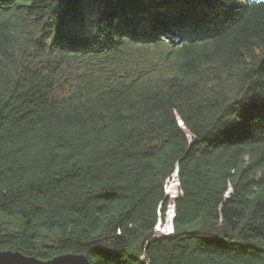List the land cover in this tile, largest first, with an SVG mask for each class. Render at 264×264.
<instances>
[{
  "label": "trees",
  "instance_id": "obj_1",
  "mask_svg": "<svg viewBox=\"0 0 264 264\" xmlns=\"http://www.w3.org/2000/svg\"><path fill=\"white\" fill-rule=\"evenodd\" d=\"M6 1L0 252L264 264V0Z\"/></svg>",
  "mask_w": 264,
  "mask_h": 264
},
{
  "label": "water",
  "instance_id": "obj_2",
  "mask_svg": "<svg viewBox=\"0 0 264 264\" xmlns=\"http://www.w3.org/2000/svg\"><path fill=\"white\" fill-rule=\"evenodd\" d=\"M176 175L179 176L178 169ZM0 261L3 264H92L89 258L79 254H62L49 260H41L27 256L19 251L0 252Z\"/></svg>",
  "mask_w": 264,
  "mask_h": 264
},
{
  "label": "rangeland",
  "instance_id": "obj_3",
  "mask_svg": "<svg viewBox=\"0 0 264 264\" xmlns=\"http://www.w3.org/2000/svg\"><path fill=\"white\" fill-rule=\"evenodd\" d=\"M168 180H167L166 185H165V193H166V196L169 198V203L167 206V211H166V216H165L166 218L162 219L161 215H159L160 219H159L158 224H157L158 226H156L154 229L156 238L161 237V236L171 235L174 231V219H175V215H176L175 201L180 194V189H177V191H176L177 196L174 200H172V198H170L168 193H167V189H168L167 186H168V182H169ZM178 183H179V181H178ZM170 225H171V227H170ZM159 227H160V229H162L161 231H164V233L157 231ZM164 229L166 230V232Z\"/></svg>",
  "mask_w": 264,
  "mask_h": 264
},
{
  "label": "bare ground",
  "instance_id": "obj_4",
  "mask_svg": "<svg viewBox=\"0 0 264 264\" xmlns=\"http://www.w3.org/2000/svg\"><path fill=\"white\" fill-rule=\"evenodd\" d=\"M5 1L6 0H0V4L1 3H3V4H1V8H2V11H0V13H2V12H4L5 14H8V13H6L7 12V9L9 10L10 9V7H11V5H9V7L8 6H6L5 5ZM7 2V1H6ZM52 27V25L51 26H49V29ZM37 42V41H36ZM169 182H168V186H167V193H168V195H169V197L170 198H172V200H174L175 198H176V191H177V189H179V183H178V177H177V175H176V172L170 177V179L168 180ZM163 225V224H162ZM156 226H158V225H156ZM161 227V226H160ZM160 227L158 228V230L157 231H159V232H163L164 233V231H161L162 229H160ZM170 227H171V225H170ZM165 230V229H164ZM165 232H166V230H165Z\"/></svg>",
  "mask_w": 264,
  "mask_h": 264
},
{
  "label": "snow or ice",
  "instance_id": "obj_5",
  "mask_svg": "<svg viewBox=\"0 0 264 264\" xmlns=\"http://www.w3.org/2000/svg\"><path fill=\"white\" fill-rule=\"evenodd\" d=\"M0 264H3V262H2V261H0Z\"/></svg>",
  "mask_w": 264,
  "mask_h": 264
}]
</instances>
